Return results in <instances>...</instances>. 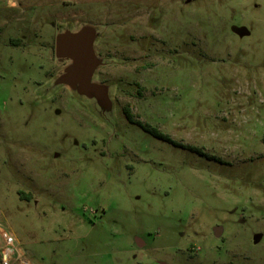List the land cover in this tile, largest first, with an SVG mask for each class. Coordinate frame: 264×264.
I'll return each instance as SVG.
<instances>
[{
    "label": "rangeland",
    "instance_id": "obj_1",
    "mask_svg": "<svg viewBox=\"0 0 264 264\" xmlns=\"http://www.w3.org/2000/svg\"><path fill=\"white\" fill-rule=\"evenodd\" d=\"M2 230L15 264H264V0H0Z\"/></svg>",
    "mask_w": 264,
    "mask_h": 264
},
{
    "label": "water",
    "instance_id": "obj_2",
    "mask_svg": "<svg viewBox=\"0 0 264 264\" xmlns=\"http://www.w3.org/2000/svg\"><path fill=\"white\" fill-rule=\"evenodd\" d=\"M81 28L76 32L66 31L57 35L56 55L60 61L71 62L69 66H72L71 75L74 79L88 85L91 80L88 74L92 76L97 73L102 65V60L96 53V40L100 32L90 25H83ZM215 231L219 236L221 228H216Z\"/></svg>",
    "mask_w": 264,
    "mask_h": 264
},
{
    "label": "trees",
    "instance_id": "obj_3",
    "mask_svg": "<svg viewBox=\"0 0 264 264\" xmlns=\"http://www.w3.org/2000/svg\"><path fill=\"white\" fill-rule=\"evenodd\" d=\"M124 111H125V114H126L129 121L140 125L146 131L150 132L151 134L155 135L156 137L164 139L170 143H173V144L180 146V147H183V148H190L191 150H194V151L197 150L195 147L187 146L184 144H179L176 141H174L169 135L160 132L158 128L153 127L149 124L143 123L142 121L135 119L133 113L130 111V109L128 107H125Z\"/></svg>",
    "mask_w": 264,
    "mask_h": 264
},
{
    "label": "built area",
    "instance_id": "obj_4",
    "mask_svg": "<svg viewBox=\"0 0 264 264\" xmlns=\"http://www.w3.org/2000/svg\"><path fill=\"white\" fill-rule=\"evenodd\" d=\"M3 237L5 239V249L1 252L0 256V264H15L17 257L15 254L14 244H15V237L5 231L2 230Z\"/></svg>",
    "mask_w": 264,
    "mask_h": 264
}]
</instances>
